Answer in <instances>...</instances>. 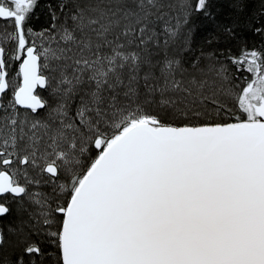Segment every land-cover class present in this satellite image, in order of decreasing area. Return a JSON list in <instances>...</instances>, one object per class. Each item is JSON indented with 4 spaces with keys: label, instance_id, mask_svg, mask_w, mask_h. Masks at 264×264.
I'll list each match as a JSON object with an SVG mask.
<instances>
[{
    "label": "snow or ice",
    "instance_id": "6c2138e0",
    "mask_svg": "<svg viewBox=\"0 0 264 264\" xmlns=\"http://www.w3.org/2000/svg\"><path fill=\"white\" fill-rule=\"evenodd\" d=\"M250 2L0 0V264H264Z\"/></svg>",
    "mask_w": 264,
    "mask_h": 264
},
{
    "label": "trees",
    "instance_id": "16d2710c",
    "mask_svg": "<svg viewBox=\"0 0 264 264\" xmlns=\"http://www.w3.org/2000/svg\"><path fill=\"white\" fill-rule=\"evenodd\" d=\"M47 0H39L38 7L35 10L34 18H33V27L36 30H39L41 27H47L49 22V17L47 16V9L43 7L44 3ZM54 3V0H53ZM231 0H216V6L213 9L214 14L217 16V22L224 24L230 23L233 19H235L238 15L236 10L230 7ZM258 7L257 0H251L249 6L247 8V13L251 14ZM216 8H219V13H216ZM38 16L39 19H35ZM243 19V17H241ZM195 27L194 33V44L200 45L204 42L205 39L209 38L211 35L217 34L219 31L216 27V23L205 19L202 16H194L191 22L190 27ZM246 38L249 43V47H251L254 43H258L260 38L258 36H254L251 32L245 33ZM223 46V45H221ZM235 52L237 50V46L235 44L230 45ZM9 218H5L0 220V224H6Z\"/></svg>",
    "mask_w": 264,
    "mask_h": 264
}]
</instances>
